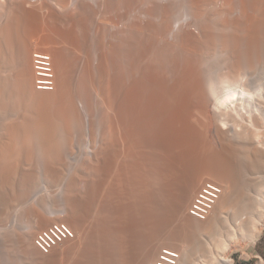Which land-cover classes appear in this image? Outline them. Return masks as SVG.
I'll use <instances>...</instances> for the list:
<instances>
[{"label": "bare ground", "instance_id": "bare-ground-1", "mask_svg": "<svg viewBox=\"0 0 264 264\" xmlns=\"http://www.w3.org/2000/svg\"><path fill=\"white\" fill-rule=\"evenodd\" d=\"M38 1L0 0V264H235L264 231V0H83L67 26Z\"/></svg>", "mask_w": 264, "mask_h": 264}, {"label": "built area", "instance_id": "built-area-1", "mask_svg": "<svg viewBox=\"0 0 264 264\" xmlns=\"http://www.w3.org/2000/svg\"><path fill=\"white\" fill-rule=\"evenodd\" d=\"M47 53V52H46ZM50 55L39 53L35 55V68L37 71L38 76L41 78H36V86L39 89H43L45 91H54L55 88V80H54V72L53 68H46L49 74L41 73L40 69L41 64H43L47 59H49ZM222 193V187L214 180H208L203 183L196 193L194 200L190 206V213L200 219H205L211 213L214 205L216 204L217 200L219 199ZM73 236L72 231L64 224H55L52 227L39 232L36 236V244L40 250L44 252H50L53 248L52 246L66 240L67 238ZM167 253V259L163 255ZM177 254L174 253L173 250L164 249L161 255V260H167L170 262V256H174ZM159 264H162L159 262Z\"/></svg>", "mask_w": 264, "mask_h": 264}, {"label": "rangeland", "instance_id": "rangeland-1", "mask_svg": "<svg viewBox=\"0 0 264 264\" xmlns=\"http://www.w3.org/2000/svg\"><path fill=\"white\" fill-rule=\"evenodd\" d=\"M32 2L31 3H35L36 1H38V0H31ZM39 1H43V2H49L51 5H52V10H54L55 12L57 11V13L59 14V15H61L62 17H61V20L60 19H57V20H60V21H57L56 23L57 24H59V25H61V26H67L68 24V22H67V20L65 19V15L69 12V11H73V10H76L77 8H79V5L80 4H82V2L81 1H83V0H68V2H67V5H66V3H65V5H59L58 4V2H55L54 0V2L52 1V0H39ZM38 1V2H39ZM3 2H4V0H3ZM17 2H18V0H17ZM17 2H15V4L17 3ZM54 4H53V3ZM5 3H7V4H5V8H8L9 9V6H10V3H8L7 2V0H5ZM57 3V4H56ZM9 4V5H8ZM83 4H85L88 8H95V5H97L96 4V0H84L83 1ZM7 5V6H6ZM55 7V8H54ZM81 7V6H80ZM97 7V6H96ZM8 9H6V10H8ZM48 10V12H47V14L48 13H51V9L49 8V9H47ZM59 18V17H58ZM59 22V23H58ZM92 32H94V31H92ZM95 33V32H94ZM93 34V33H92ZM38 41V40H37ZM37 41H36V39L34 40V43H35V46L33 47V51L34 50H37V49H40V50H43V51H48L47 49H48V47L47 46H45V45H41V44H39V43H37ZM61 44V43H60ZM63 44H65V42L63 43ZM66 45V44H65ZM33 51H32V53H33ZM67 52H69V49H68V47H67ZM71 52L72 51H70V53H68V54H71ZM32 53H31V55H30V61H31V66H32V58H31V56H32ZM79 55V54H78ZM11 67V68H10ZM13 66H9V68L7 67V69L5 68V74L7 75H9L10 73H11V75H12V73H14L15 71H16V67H13ZM8 69H10V73H9V70ZM13 69V70H12ZM15 70V71H14ZM31 70H32V74H33V67H31ZM33 90H34V84H33ZM35 91V90H34ZM212 106V105H211ZM208 111H209V114H212V108L211 107H209V109H208ZM210 117H211V123H210V126H209V138H210V141H211V144L212 145H214V148L216 147V148H218V147H220V145H219V141H218V138H217V136L215 135L216 133H215V131H216V127H217V125H216V120H215V117L213 116V115H210ZM5 119V118H4ZM5 122V121H4ZM212 138V139H211ZM215 148V149H216ZM214 177V176H213ZM202 184V183H201ZM201 184L199 185V188H200V186H201ZM198 188V189H199ZM198 189H197V191H198ZM195 196V195H194ZM194 196H193V198H194ZM190 205V204H189ZM189 207V206H188ZM187 207V208H188ZM188 210V209H187ZM186 210V211H187ZM187 215H188V213H187ZM189 216V215H188ZM264 249V231H263V234L261 235V237L257 240V242L256 243H254V244H249L248 243V241L247 240H243V239H238V240H236L234 243H232V245H231V248L226 252V254H225V256L226 257H231V258H233L234 259V261H235V264H262L261 263V258H259V257H257V256H259L258 254H252V251H254V250H256V251H260V249ZM262 253H264V250L263 251H261ZM20 263L19 264H35V262L34 261H28V260H23V259H20V260H18ZM18 261H17V264H18ZM24 261V262H23ZM30 262H32V263H30Z\"/></svg>", "mask_w": 264, "mask_h": 264}, {"label": "crops", "instance_id": "crops-1", "mask_svg": "<svg viewBox=\"0 0 264 264\" xmlns=\"http://www.w3.org/2000/svg\"><path fill=\"white\" fill-rule=\"evenodd\" d=\"M264 249H260V251L258 253H260V255L264 258V253H262L261 251H263Z\"/></svg>", "mask_w": 264, "mask_h": 264}, {"label": "clouds", "instance_id": "clouds-1", "mask_svg": "<svg viewBox=\"0 0 264 264\" xmlns=\"http://www.w3.org/2000/svg\"><path fill=\"white\" fill-rule=\"evenodd\" d=\"M260 258V257H259Z\"/></svg>", "mask_w": 264, "mask_h": 264}]
</instances>
